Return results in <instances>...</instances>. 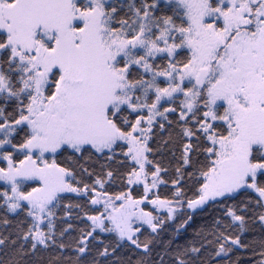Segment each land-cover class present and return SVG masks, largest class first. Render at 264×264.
<instances>
[{"label":"snow or ice","instance_id":"6c2138e0","mask_svg":"<svg viewBox=\"0 0 264 264\" xmlns=\"http://www.w3.org/2000/svg\"><path fill=\"white\" fill-rule=\"evenodd\" d=\"M0 264H264V0H0Z\"/></svg>","mask_w":264,"mask_h":264}]
</instances>
